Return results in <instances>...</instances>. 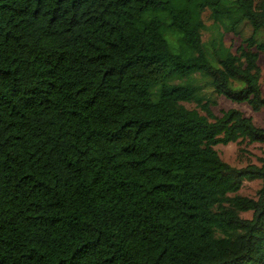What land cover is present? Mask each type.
Here are the masks:
<instances>
[{"label": "trees", "instance_id": "obj_1", "mask_svg": "<svg viewBox=\"0 0 264 264\" xmlns=\"http://www.w3.org/2000/svg\"><path fill=\"white\" fill-rule=\"evenodd\" d=\"M261 56L264 0H0V264H264V158L216 150L264 127L212 111Z\"/></svg>", "mask_w": 264, "mask_h": 264}, {"label": "rangeland", "instance_id": "obj_2", "mask_svg": "<svg viewBox=\"0 0 264 264\" xmlns=\"http://www.w3.org/2000/svg\"><path fill=\"white\" fill-rule=\"evenodd\" d=\"M208 13H205L203 19L206 25H209ZM208 38V34L204 35V40ZM225 44L227 46H238L239 41L232 36L225 37ZM259 68L261 70V89L264 96V56L260 57ZM188 109H194L193 104H183ZM229 109H237L241 111L245 116L251 117L253 122L258 127H264V109L258 113H254L246 104H234L226 99L220 97L217 99V105L212 109L214 115L220 116L222 111ZM216 150L225 163L237 169L244 168L247 165L259 166V159L264 158V144H252L239 143L229 144L227 146L219 145ZM261 182L259 180L246 181L243 183L242 188L238 192L239 195L255 198L257 190L260 188ZM244 218H250L251 213L242 214Z\"/></svg>", "mask_w": 264, "mask_h": 264}]
</instances>
